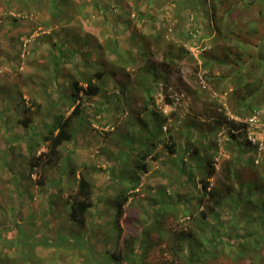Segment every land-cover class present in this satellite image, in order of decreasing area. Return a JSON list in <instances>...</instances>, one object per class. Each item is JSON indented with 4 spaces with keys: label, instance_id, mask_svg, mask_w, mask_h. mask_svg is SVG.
<instances>
[{
    "label": "rangeland",
    "instance_id": "rangeland-1",
    "mask_svg": "<svg viewBox=\"0 0 264 264\" xmlns=\"http://www.w3.org/2000/svg\"><path fill=\"white\" fill-rule=\"evenodd\" d=\"M51 2L0 0V116H6V124H0V264H16L22 253L30 258L18 264H99L112 252L125 255L126 239L142 242L127 253L132 264L141 258L142 264H186L187 259L193 264H264V196L258 198L261 190L254 189V184H264V152L256 163L253 145L255 150L232 141L220 144L218 126L213 128L226 113L246 118L255 107H264V0H59L58 7ZM158 29L163 39L157 41L153 35ZM113 41L120 51L117 59L104 48H112ZM167 42L183 45L191 57L174 65L163 62ZM150 65L162 72L156 81L171 82L192 99L176 127L161 121L152 97L151 113L134 112L131 99L147 97L148 84H142L148 74L144 67ZM98 72L101 80L93 76ZM110 73L142 87L122 94L112 88L119 78ZM197 73H207L211 91L201 88ZM91 76L102 92L80 96L83 113L73 120L71 142L59 148L55 163L46 165L42 156L31 168L47 151L42 139L50 126L72 111L71 82L85 88ZM214 77L227 82L215 87ZM230 89L251 109L234 110L228 102ZM225 93L224 103L219 96ZM7 99L13 102L3 109ZM44 116L48 118L42 120ZM23 118L35 126H22L18 120ZM102 121L112 130H101L106 128ZM167 125L175 136V155L166 148L169 133L162 127ZM262 129L258 138H264ZM141 153L148 154L146 160L139 161ZM208 160L215 167L209 187L229 183L223 177L228 165L233 190L195 225L187 215L200 212L199 199L203 208L213 205L201 192ZM136 163H145L146 171L137 170ZM80 175L93 191L83 229L68 217ZM189 176L196 177L194 184L189 180L178 186ZM129 178H138L139 185L129 193L116 225V198L127 191ZM176 192L182 197L171 214L166 210L175 204ZM189 228L194 230L195 254L185 238L178 259L169 249L172 236L177 241ZM45 239L51 245L44 246ZM69 239H79V244ZM7 241H17L12 250ZM22 241L35 244L21 249Z\"/></svg>",
    "mask_w": 264,
    "mask_h": 264
},
{
    "label": "trees",
    "instance_id": "trees-1",
    "mask_svg": "<svg viewBox=\"0 0 264 264\" xmlns=\"http://www.w3.org/2000/svg\"><path fill=\"white\" fill-rule=\"evenodd\" d=\"M51 3H53L54 7L60 6L59 0L58 1L52 0ZM94 7L98 8L97 2H95ZM162 33H163V31L158 29L157 33H155L153 35V39L157 40V41L163 39ZM112 43H113V46H112L113 49L111 47H109L108 45L107 46L104 45V48L108 51L112 50L114 54H118V44L115 41H113ZM164 47H165V50L162 53V60L165 63L174 65V64H177V62L182 61L186 57H191L189 50L186 49L181 44L167 42ZM60 56L62 58V54H60ZM66 59H67V57L64 54V58L62 59V61L66 60ZM206 64H207V62H203L204 66ZM144 68H145L144 72H148L149 74L153 73V75H154L153 81L155 82V85H156V83L158 82V81L156 82V79L158 78V76H160L159 73H162V72L159 69H157L156 66H153V65H150L148 67L145 66ZM54 71L56 73L57 68H55ZM162 71H163V69H162ZM155 73H158V75H156ZM93 76L96 77V79L101 80L103 75L101 72H98V73H96V75H93ZM94 77H92V76L89 77V79L86 82L85 88L81 87L79 85L78 81H72L71 82V84H70V87H71L70 97L72 99V111L70 112V114L67 117L60 116L51 126L49 125L51 127V129L49 130L47 135H45L42 139V141H44L47 144V151H46L45 155L40 154L38 156L39 158H37L35 160V162H33V164H31V168L37 167L39 165V159H41L42 156L47 157L46 165L55 163L57 158H59V152H60L59 148L62 146L63 143L68 142L73 138V133L71 132L73 120L75 118L79 117L83 113L82 106L80 105V103H77V101H80V96H81V98H82V96L89 98V97L97 96L100 92H102V89L98 85H95L93 83ZM142 79H144V78H142ZM150 101L151 100L148 99L149 103H151ZM148 102L146 101L145 104L146 103L148 104ZM149 111H151V110H149ZM160 117L162 119L161 121L165 122V118H163L161 115H160ZM23 122L24 123H21V125H23V126H27V124H29V121L28 122L23 121ZM220 125H221V122H217L216 124L214 123L213 128L216 126L219 127ZM167 132L169 133L167 135L169 145H167L166 148L168 149V151L171 155H175V152L177 150V144L175 142V136L172 134V131L170 129H168ZM188 133L189 132L187 131V134ZM229 142L234 143V144H239L242 146L244 145L246 147L251 146V144L248 141L245 142L242 140L241 137H236V136H232V138L228 141V143ZM242 142H243V144H242ZM251 148L255 150L256 147L254 148L251 146ZM198 151L199 150L196 147V148L192 149V154L195 155L198 153ZM146 156H147L146 154L142 155L141 158H139V161L140 160L141 161L146 160ZM181 158H180V160H177V161H179L180 163H184L181 160ZM174 160H176V159H174ZM204 164L206 167L205 171L201 172L202 197L209 199L213 205L211 208H203V207H201L202 199H199V202H198L196 207H197V211H199V208H200V212L196 213V215H194L193 212H190L189 215H187L188 217L190 215L193 217L192 221H193V223L195 222V225L197 224L196 222L198 221L199 217L206 220L208 214L213 212L215 208H219L220 206H222L224 201H225V198L233 190L232 180L228 176L229 173H227L228 169H230L228 165H225L224 169H225L226 174L223 177H225V180L229 183L227 185H224V186L209 187L208 181H209V179H211L215 175V167L210 160L206 161ZM201 166H202L201 164L197 163V169L199 171L203 170ZM136 167H137V170H141L142 172H145L147 169L145 163H141V165L137 164ZM188 171H190V172L192 171V174L195 173V172H193V170L191 168H189ZM195 178L196 177H194V176H192V178L189 176V177H187L185 183L187 184V182L193 181V184H194ZM189 180H191V181H189ZM128 182H132L135 184L132 185L131 188H127L126 189L127 191L117 195V198H116L117 201L115 202V221H114V224H116V225L118 224V219L123 215V209H124V206L126 205V202L129 199V197H128L129 193L135 191L137 189V186L139 185L138 184V178H137V181L134 180V178H131V179L129 178ZM38 184L42 185V181H38ZM242 185L244 186V184H242ZM254 185H255L254 189H256V190L258 189V192L261 190V192L258 193V198H261V196H264V184L262 186L258 185V184H254ZM178 186H181V184H178ZM173 192H175V190ZM92 193H93V191H92L91 182L87 178H85L83 175H80L78 180H77L76 193L73 197H71L70 203H68L69 204V209H68L69 221L79 229H83L86 226L87 214L93 208ZM177 193L178 192L174 193V197H173V199H176L175 204L172 206L169 205L168 209L166 210L167 212L170 211L171 214L172 213L174 214V212H177L175 210V207L177 208L178 199L182 197ZM180 204H182V206H186V205H190V202H187V203L181 202ZM183 204H186V205H183ZM157 206H158V204H154L153 207L157 208ZM188 230L189 231H187L186 233L185 232L179 233V235L177 236V241H176V237L174 235L172 236V238H173L172 242H174V243H172V245H169V249L173 253V255L178 259H181V256L178 254L182 251L181 250L182 249V241L185 238L189 241L190 253L192 255L195 254L193 252V249H192L194 246L193 245V237H192L194 234V230H192L191 228H189ZM202 232H203V230H202ZM31 236L32 235L29 234L28 238L31 239ZM140 237L142 238L143 236H140ZM69 240H71L73 243H75L74 246H76V244H79V239H75V240L69 239ZM7 242H9V241H7ZM16 242L17 241L9 242L10 247L8 246L9 247L8 249L12 250L13 247H11V246H14ZM49 242H51V241L48 239H45L43 241V245L45 244L44 246H48L50 244ZM62 242H63V240H62ZM137 242H138V240H134V239L124 240V250H125L124 252L126 253L125 255H122L121 253L116 254V252H112V253H110V255L105 257L99 264H132V263H134L133 262V256H130V255L128 256L127 253L128 252L133 253L135 248L138 249V245L142 242H141V240H139L138 243ZM21 244H22L21 249H24L25 247H27L29 245L30 246L32 245V247H33L35 242L31 241V242H28V244H27L26 242L22 241ZM197 244H198V247L202 246L200 242H197ZM74 246L72 244V247H74ZM17 249L18 248H15L14 250H17ZM17 258L18 259H16L17 260L16 264H18L19 259L22 261H25L27 258H30V257L27 254L22 253L21 257L20 258L17 257ZM141 259H142L141 263L138 261L140 264L143 263V258H141ZM12 260L14 261L15 259H9L8 258L9 262ZM115 261L118 263H115ZM137 263L135 262V264H137ZM193 263H195V262H191L190 259H187L186 264H193Z\"/></svg>",
    "mask_w": 264,
    "mask_h": 264
},
{
    "label": "built area",
    "instance_id": "built-area-1",
    "mask_svg": "<svg viewBox=\"0 0 264 264\" xmlns=\"http://www.w3.org/2000/svg\"><path fill=\"white\" fill-rule=\"evenodd\" d=\"M207 73H197V81L200 86L206 90L211 91L206 81ZM218 98V97H217ZM220 101H226V95L219 96ZM153 107L156 108L159 115L165 118L166 123H173L178 126L192 105V99L189 94L182 88L174 86L171 82L159 81L152 93ZM264 121V108L257 109L247 119H241L230 113H226L224 121L221 122L217 132L216 140L218 143L228 142L232 136L241 137L243 141H248L251 145L256 147L255 161L261 153L264 152V138H258ZM171 125L163 126L162 130L167 131ZM263 130V129H262Z\"/></svg>",
    "mask_w": 264,
    "mask_h": 264
},
{
    "label": "crops",
    "instance_id": "crops-1",
    "mask_svg": "<svg viewBox=\"0 0 264 264\" xmlns=\"http://www.w3.org/2000/svg\"><path fill=\"white\" fill-rule=\"evenodd\" d=\"M106 50V49H105ZM106 51H108V50H106ZM99 52V49L96 51V54ZM108 52H113L112 50L111 51H108ZM118 54L120 55V51H118ZM118 54H116V59H117V55ZM85 56V55H84ZM113 56V55H112ZM80 66V65H79ZM79 74H82V73H79ZM109 73H107V75H108ZM113 77H118L119 78V80H118V82H119V84H118V86H115V87H112V88H114V89H117V88H119L120 89V93H122V94H124L125 93V95L128 93V94H132L133 92H136L137 90V88H141L142 86H146L147 84H148V88H147V91H146V93H147V97H143L142 99H139V97L137 98H135V99H131V101H133L135 104H134V112L135 113H137L138 115H140L141 116V113H151V111H149V110H151V106H150V103L148 102V99H150V97H152V92H153V89H154V86H155V82L153 81V73H151V74H147L146 76H145V80L146 81H144L143 82V84H142V86L140 85H136L135 84V81L134 80H129L128 78H123V77H121L120 76V73H110ZM156 75H158V73H155ZM237 74H239V73H237ZM160 76H158V78H159ZM220 77H221V75H220ZM220 77H214V79L212 80V82H213V85L215 86V87H218V85H223V84H225L227 81H224L223 82V80H224V78H223V80H221L220 79ZM157 78V79H158ZM157 82V81H156ZM116 92V91H115ZM230 97H229V104H231L232 105V107H234L233 109L234 110H243V109H251V107L249 106V102H247L246 100H244V101H241L242 100V96H239L238 94H234V90L233 89H230ZM3 99V98H2ZM2 99H0V103H2ZM148 102V104L146 105L145 104V102ZM236 101H237V103H236ZM9 102L10 103H12L13 101H9L8 99H7V101L6 102H3L4 104H6L5 106H4V108L3 109H5V107H8V105H9ZM38 104H41L40 102H38ZM256 108V107H255ZM253 109V108H252ZM137 115V116H138ZM45 118H48V116H44L43 117V119L42 120H45ZM138 118V117H137ZM23 121H29V124H27V126H24V127H26V128H28L30 125H32V123H30V118H23V119H21V121L20 120H18V122L21 124V123H24ZM112 121H113V119H112ZM0 124H6V116H4V117H2V116H0ZM43 125H51V124H49L48 122H46V123H44ZM100 125L103 127V126H105L106 128H101V130H103V131H105V130H107L108 128H109V130H112V127L108 124V122H105V121H102V122H100ZM23 126V125H22ZM32 126H35V125H32ZM21 140V139H20ZM22 140H24V137H23V139ZM72 140V139H71ZM113 140V139H112ZM94 141V140H93ZM93 141H91V144L93 143ZM71 142V141H70ZM100 142V141H99ZM64 144V143H63ZM63 144H62V146H63ZM29 149V148H28ZM135 149H137V148H134V150ZM140 152H141V150H139ZM139 151H135V152H139ZM142 154L143 153H141V154H139L140 155V157L139 158H141V156H142ZM146 155H148L147 153H146ZM182 155V154H181ZM146 159H147V156H146ZM177 160V159H176ZM176 160H174V161H176ZM136 164H138V163H136ZM135 164V165H136ZM139 165H141V163H139ZM176 167V166H175ZM141 171V170H140ZM185 181L186 180H179V184H183V183H185ZM128 184H129V186H130V183L128 182ZM135 183H133L132 185H134ZM127 187V188H131V187ZM183 186V185H182ZM137 190V189H136Z\"/></svg>",
    "mask_w": 264,
    "mask_h": 264
},
{
    "label": "clouds",
    "instance_id": "clouds-1",
    "mask_svg": "<svg viewBox=\"0 0 264 264\" xmlns=\"http://www.w3.org/2000/svg\"><path fill=\"white\" fill-rule=\"evenodd\" d=\"M189 52H190V51H189ZM206 76H207V75H206ZM196 78H197V75H196ZM205 78H206V77H205ZM160 81H161V80H160ZM158 82H159V81H158ZM158 82H157V83H158ZM162 82H163V81H162ZM167 82H168V81H167ZM167 82H166V83H167ZM197 82H198V81H197ZM157 83H156V84H157ZM208 86H209V84H208ZM154 87H155V86H154ZM209 87H210V86H209ZM201 88H202V87H201ZM202 89L205 90L204 88H202ZM210 89H211V87H210ZM225 95H226V99H227V93H225ZM260 108L262 109V108H264V107L261 106ZM260 108H259V107L254 108V109L252 110V112L250 113V115H248V117H246V118H243V117H241V116H239V115H236V114H233V113H232V115L237 116V117H239V118H241V119H247V118H249V117L253 114V112H254L255 110L260 109ZM263 125H264V121H263ZM218 128H219V127H218ZM263 128H264V126H263ZM217 130H218V129H217ZM263 130H264V129H263ZM263 130H262V131H263Z\"/></svg>",
    "mask_w": 264,
    "mask_h": 264
}]
</instances>
